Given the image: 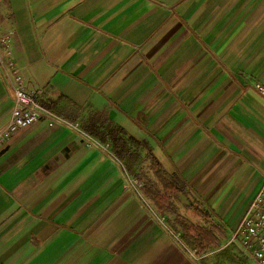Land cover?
I'll return each mask as SVG.
<instances>
[{
  "label": "crops",
  "instance_id": "0c3cea01",
  "mask_svg": "<svg viewBox=\"0 0 264 264\" xmlns=\"http://www.w3.org/2000/svg\"><path fill=\"white\" fill-rule=\"evenodd\" d=\"M13 72L53 115L0 145V264H206L229 248L251 264L224 245L264 182V0H0V131ZM118 128L184 188L176 213L224 232L218 249L194 254L177 214L128 185L147 154L132 146L130 173Z\"/></svg>",
  "mask_w": 264,
  "mask_h": 264
},
{
  "label": "built area",
  "instance_id": "2783aa9c",
  "mask_svg": "<svg viewBox=\"0 0 264 264\" xmlns=\"http://www.w3.org/2000/svg\"><path fill=\"white\" fill-rule=\"evenodd\" d=\"M5 41L3 40V42ZM9 66L12 69L13 62H10ZM13 84L12 115L6 126L0 131V145L5 143L11 134L17 130L53 115L41 104L40 97L44 93L43 89H39L37 92L26 90L21 77L15 72H13ZM260 90L262 91L261 87ZM127 177L128 185L135 191L140 192L145 186L142 179L133 178L128 173ZM254 196L246 213L224 247L234 245L251 264H264V182ZM176 237L181 239V233L177 232ZM193 253L195 254L196 251L194 250Z\"/></svg>",
  "mask_w": 264,
  "mask_h": 264
},
{
  "label": "trees",
  "instance_id": "16d2710c",
  "mask_svg": "<svg viewBox=\"0 0 264 264\" xmlns=\"http://www.w3.org/2000/svg\"><path fill=\"white\" fill-rule=\"evenodd\" d=\"M124 135L125 132L121 128L109 130V138L113 143L112 152L124 162L126 169L131 173L134 172L135 165L141 159V155H139L137 150L133 151L132 146L136 145L137 149L146 150L148 166L146 167L147 171L144 169L146 173L142 176L145 184L142 190L145 196L147 195L148 198L152 199L160 211L166 210L177 214L173 228L181 232L183 241L191 248H194L198 254L207 252L210 249H218L221 245L218 237L222 238L225 235L224 232L210 221L211 229L194 224V222L176 213L170 198L174 193L184 192V188L178 183L177 179L170 181L165 177L161 164L155 155L152 154L146 142H140L132 136L126 139ZM100 138L102 139V137ZM194 208L195 216L202 217L201 212L195 206ZM202 214H204L205 218H209V213ZM215 232L218 233V237Z\"/></svg>",
  "mask_w": 264,
  "mask_h": 264
},
{
  "label": "rangeland",
  "instance_id": "374dc122",
  "mask_svg": "<svg viewBox=\"0 0 264 264\" xmlns=\"http://www.w3.org/2000/svg\"><path fill=\"white\" fill-rule=\"evenodd\" d=\"M203 260L206 264H249L235 250L230 248L223 252L214 251L211 256L205 257Z\"/></svg>",
  "mask_w": 264,
  "mask_h": 264
}]
</instances>
